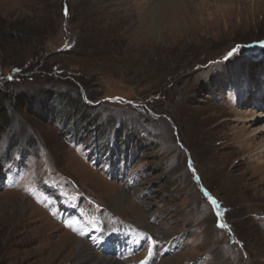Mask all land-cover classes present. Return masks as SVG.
<instances>
[{
    "label": "rangeland",
    "instance_id": "rangeland-1",
    "mask_svg": "<svg viewBox=\"0 0 264 264\" xmlns=\"http://www.w3.org/2000/svg\"><path fill=\"white\" fill-rule=\"evenodd\" d=\"M203 2L0 0V264H78L65 233L112 257L117 227L122 264L146 236L153 264H264V0Z\"/></svg>",
    "mask_w": 264,
    "mask_h": 264
},
{
    "label": "bare ground",
    "instance_id": "bare-ground-1",
    "mask_svg": "<svg viewBox=\"0 0 264 264\" xmlns=\"http://www.w3.org/2000/svg\"><path fill=\"white\" fill-rule=\"evenodd\" d=\"M171 1V0H170ZM164 2V1H163ZM174 2V1H173ZM170 3H172V2H170ZM202 3H204L203 2V0H202ZM161 5H162V3H161ZM124 6H126V5H124ZM200 23V22H199ZM237 99V98H236ZM255 101V102H254ZM254 101H253V104H255V105H259L258 103H259V100H258V98H255L254 99ZM263 102H264V100H263ZM242 104V103H241ZM235 106V105H234ZM241 106V105H240ZM261 106V105H260ZM237 108V107H236ZM251 108V107H250ZM259 108V107H258ZM251 114H253V113H251ZM240 115V114H239ZM244 115V114H243ZM237 116H238V114H237ZM251 116V115H250ZM260 116H263L264 117V110H259L258 112H256V114H255V118L257 119V118H259ZM247 118H249V117H247ZM253 120V117L251 118V119H248V120H246L241 126L243 127V126H245L246 127V125H247V123L248 124H250L251 122L250 121H252ZM247 122V123H246ZM249 126L250 125H247V129L249 128ZM261 130H263V129H261ZM257 135L258 134H262L261 133V131H259V132H257L256 133ZM247 138H251L252 140H254L255 139V134H252V133H250V136H248ZM262 140V139H261ZM263 145H264V140H263ZM262 148H263V150H264V147L262 146ZM258 166V165H257ZM136 188H139V187H136ZM126 190H121V195L123 196V195H126ZM117 193H118V191H117ZM119 195H120V193H119ZM119 195H118V197L116 198V200H118L119 201V199H120V197H119ZM12 197H14L13 195H12ZM16 197V196H15ZM22 198L23 197H21V200H22ZM127 198V197H126ZM24 199V198H23ZM124 199V198H123ZM17 200V199H16ZM24 202H26L27 203V201L26 200H24ZM29 202V201H28ZM30 203V202H29ZM120 203V202H119ZM113 208V207H112ZM111 208V209H112ZM114 209H116V208H114ZM113 211V210H112ZM130 223H132L133 225H135V226H137V227H139V228H142V229H145V230H150V228L152 227V226H154V225H156V224H150V225H145L144 223H142L141 221H137V222H135V221H133V220H131V221H129ZM65 232V231H64ZM68 232V231H67ZM72 236H74L73 234H72ZM70 234H68V233H65L64 235H63V237L64 238H66L67 240H70V242H72V243H74V246L71 248L72 249V251H74L73 253V257H75V258H77V263L78 264H122L121 263V261H119V260H117V259H115V258H113L114 256H112V257H104V256H99V255H97L96 254V252L93 250V248L89 245V243L87 242V241H85L84 239H79V238H77L76 236H74L75 238H77V239H75L74 237H72ZM72 251H70V252H72ZM110 256V255H109Z\"/></svg>",
    "mask_w": 264,
    "mask_h": 264
},
{
    "label": "snow or ice",
    "instance_id": "snow-or-ice-1",
    "mask_svg": "<svg viewBox=\"0 0 264 264\" xmlns=\"http://www.w3.org/2000/svg\"><path fill=\"white\" fill-rule=\"evenodd\" d=\"M65 14H67V11L65 12ZM262 45H264V42H261ZM239 47L234 48L231 50V52H229V56H232L233 54L237 53L239 51ZM18 71V69L16 70ZM111 99V98H110ZM117 101H119L120 98H115ZM131 103V102H129ZM188 167L189 169H191L193 171V173L195 174V169L192 166V162L191 160H189L188 162ZM204 195L207 197L208 201L211 203V205L213 206V210L215 211V215L217 218V227L220 229H225L228 228V225L226 223H223L220 221V216H221V212L219 211V203L216 199H214L208 192L207 190H204ZM66 226L71 228L73 231H80L78 225H79V220L76 219H67L64 221ZM82 235H86V233L81 232ZM145 240L149 243V248H148V256L145 258L144 261H141L140 264H147L148 261H150L152 259V257L157 254V250L159 247V242L157 240H154L151 236H146ZM138 250V249H137Z\"/></svg>",
    "mask_w": 264,
    "mask_h": 264
},
{
    "label": "trees",
    "instance_id": "trees-1",
    "mask_svg": "<svg viewBox=\"0 0 264 264\" xmlns=\"http://www.w3.org/2000/svg\"><path fill=\"white\" fill-rule=\"evenodd\" d=\"M8 96H6L2 91H0V124H7V122H8V120H9V116L8 115H5L4 117H5V123L3 122V119H2V116H3V113L4 112H6L5 111V107H3V105H4V100L7 98ZM24 97V98H23ZM23 97L22 98H20V100H17V99H19L18 97L17 98H14V104H12L13 105V107H15V108H20V106H22V107H26V99H27V97L26 96H24L23 95ZM28 99H29V97H28ZM66 100V99H65ZM16 103L18 104L17 106H16ZM46 109V108H45ZM3 126V125H2Z\"/></svg>",
    "mask_w": 264,
    "mask_h": 264
},
{
    "label": "flooded vegetation",
    "instance_id": "flooded-vegetation-1",
    "mask_svg": "<svg viewBox=\"0 0 264 264\" xmlns=\"http://www.w3.org/2000/svg\"><path fill=\"white\" fill-rule=\"evenodd\" d=\"M150 222H152V221H150ZM155 235L157 236V233Z\"/></svg>",
    "mask_w": 264,
    "mask_h": 264
}]
</instances>
